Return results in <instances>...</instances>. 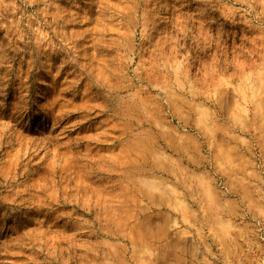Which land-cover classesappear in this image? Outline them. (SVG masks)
<instances>
[{"label": "rangeland", "instance_id": "374dc122", "mask_svg": "<svg viewBox=\"0 0 264 264\" xmlns=\"http://www.w3.org/2000/svg\"><path fill=\"white\" fill-rule=\"evenodd\" d=\"M0 264H264V0H0Z\"/></svg>", "mask_w": 264, "mask_h": 264}]
</instances>
